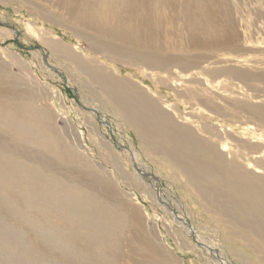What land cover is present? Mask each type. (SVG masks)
Listing matches in <instances>:
<instances>
[{
  "label": "rangeland",
  "instance_id": "obj_1",
  "mask_svg": "<svg viewBox=\"0 0 264 264\" xmlns=\"http://www.w3.org/2000/svg\"><path fill=\"white\" fill-rule=\"evenodd\" d=\"M58 2L0 0V66L10 73L0 80V96H5L2 99L6 100L12 93L17 94L13 97L17 102L30 99L34 107L47 112L51 127L60 134L62 146L80 164L71 165L53 153L16 141L0 130L2 155L11 158L14 165H21L24 173H35L52 185L61 183L56 199H63V191L73 192L78 186L105 198L102 187L93 186L95 175L113 187L118 195L117 199H109L110 202L129 204L141 215V224L147 234L167 250L175 264H264L263 254L248 248L247 242L236 241L227 220L210 213V207L188 185L186 177L174 176L166 157L146 148L134 129L107 101L101 88L64 60L60 53L52 52L43 39L57 51L65 47L79 55L82 61L102 67L110 75L137 86L175 122L189 127L200 138L211 139V134L202 133L203 124H215L220 132L231 133L232 138H224L222 143L228 145V151L224 152L228 156L234 150L237 154L242 151L233 141L235 138L249 139L253 144L264 142V127L259 129V123L252 119L240 120L244 114L240 111L233 114L229 109L225 110V117L217 120L215 114L188 105L186 99L177 96L175 89L183 92L184 82H180L181 86L164 72L107 59L102 52L91 48L93 33L85 28L76 29ZM184 2L178 0L179 6ZM211 6L217 14L216 20L228 33V41L210 50L204 47V54L212 56L205 66L237 74L236 77L222 76L219 82L228 84L220 83L215 89L210 85V90L223 96L232 94L235 99H246L264 108V0H211ZM180 10L177 11L180 13ZM12 87L16 91L10 92ZM27 89L32 91L31 95L26 93ZM224 104L221 102L222 106ZM248 127L253 132L246 137L244 133ZM243 154L248 153L243 151ZM259 156L247 155L252 160L250 170H257L253 161ZM243 160L240 161L249 167ZM52 197L54 194L42 193L32 197L27 191L22 193L0 187V264H75L82 261L83 249L81 253L79 249L84 243L75 246L71 232L55 227V217L44 219L34 208V205L51 201ZM168 210L180 216L178 223ZM183 221L189 223L198 241ZM45 224L52 226L47 229ZM128 262V258H124L122 264H131Z\"/></svg>",
  "mask_w": 264,
  "mask_h": 264
},
{
  "label": "bare ground",
  "instance_id": "obj_2",
  "mask_svg": "<svg viewBox=\"0 0 264 264\" xmlns=\"http://www.w3.org/2000/svg\"><path fill=\"white\" fill-rule=\"evenodd\" d=\"M58 3L69 14L76 29L85 28L93 33L91 48L102 52L107 59L164 72L173 77L172 82L181 86L180 82H184L183 92L175 89L177 96L186 99L188 105L215 114L217 120L225 117V110L229 109L231 113L234 111L233 114L239 111L244 114L240 120L252 119L259 123V129L264 127V108L252 105L246 99H235L232 94L223 96L213 90L220 83L228 84L219 82L222 76L236 77L237 73L205 66L212 56L204 54V47L208 46L210 50L228 41V33L216 20L211 0H185L181 6L178 0H59ZM178 9H181L180 13ZM43 42L97 84L146 148L166 157L174 176L182 174L186 177L188 185L208 204L210 213L227 220L236 241L247 242L248 248L260 252L264 258V142L253 144L249 139L235 138L233 141L242 151L237 154L234 150L228 156L224 154L228 145L222 143L224 138H232L231 133L220 132L215 124H203L202 133L211 134V139L200 138L189 127L175 122L137 86L110 75L102 67L82 61L79 55L65 47L57 51L45 39ZM9 75L5 67L0 66V80ZM202 76L208 79H201ZM240 78L245 80L243 76ZM12 89L16 91L12 87L10 92ZM26 93L31 95L32 91L27 89ZM7 97L10 99L0 96L1 131L16 141L53 153L71 165L74 162L80 164L62 146L47 112L34 107L30 99L17 102L13 98L17 94ZM252 132L248 127L244 136L248 137ZM220 146H223L221 150ZM243 151L248 154H243ZM2 154L0 152V187L22 193L27 191L32 197L37 193L54 194L53 200L34 205V208L44 215V219L55 217V227L71 232L75 246L84 243L79 249L80 253L83 249L82 261L75 264H122L124 258H128L131 264H175L167 250L147 234L141 224V215H137L129 204L110 202L109 199H117L118 195L113 187L95 175L93 186H101L105 198L78 186L73 192L63 191V199H56L61 183L52 185L35 173H24L21 165H14L11 158ZM251 154L260 155L253 161L256 171L250 170L252 160L247 155ZM241 158L249 167L240 161ZM168 212L178 223L180 216L171 210ZM182 224L187 228L184 221ZM50 226L45 224L47 229ZM241 230L243 232L239 233ZM194 239L198 241L197 236Z\"/></svg>",
  "mask_w": 264,
  "mask_h": 264
},
{
  "label": "water",
  "instance_id": "obj_3",
  "mask_svg": "<svg viewBox=\"0 0 264 264\" xmlns=\"http://www.w3.org/2000/svg\"><path fill=\"white\" fill-rule=\"evenodd\" d=\"M185 225H187V228L191 231V233L193 234V237H195V235L193 233V229L187 223Z\"/></svg>",
  "mask_w": 264,
  "mask_h": 264
}]
</instances>
